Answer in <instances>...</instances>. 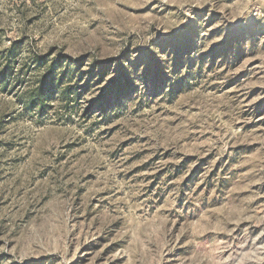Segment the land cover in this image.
<instances>
[{
	"label": "rangeland",
	"instance_id": "374dc122",
	"mask_svg": "<svg viewBox=\"0 0 264 264\" xmlns=\"http://www.w3.org/2000/svg\"><path fill=\"white\" fill-rule=\"evenodd\" d=\"M0 264H264V0H0Z\"/></svg>",
	"mask_w": 264,
	"mask_h": 264
},
{
	"label": "trees",
	"instance_id": "16d2710c",
	"mask_svg": "<svg viewBox=\"0 0 264 264\" xmlns=\"http://www.w3.org/2000/svg\"><path fill=\"white\" fill-rule=\"evenodd\" d=\"M40 98H42V93H38L36 97H31L30 101L32 100V102H34L35 100V104L39 103Z\"/></svg>",
	"mask_w": 264,
	"mask_h": 264
}]
</instances>
